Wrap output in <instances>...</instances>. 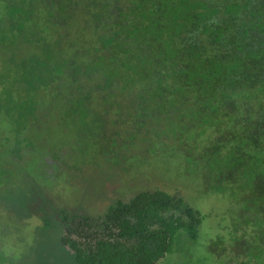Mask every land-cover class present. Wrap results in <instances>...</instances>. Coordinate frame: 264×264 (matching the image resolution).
Wrapping results in <instances>:
<instances>
[{"label":"trees","instance_id":"trees-1","mask_svg":"<svg viewBox=\"0 0 264 264\" xmlns=\"http://www.w3.org/2000/svg\"><path fill=\"white\" fill-rule=\"evenodd\" d=\"M43 124L111 169L183 158L199 194L234 206L229 242L193 264H264V0H0V233L40 223L0 264H186L194 200L154 187L95 216L61 207L44 190L68 155Z\"/></svg>","mask_w":264,"mask_h":264},{"label":"rangeland","instance_id":"rangeland-1","mask_svg":"<svg viewBox=\"0 0 264 264\" xmlns=\"http://www.w3.org/2000/svg\"><path fill=\"white\" fill-rule=\"evenodd\" d=\"M47 104L48 101H45L44 105ZM40 128H42V140L47 147L54 149L53 146L55 145L63 153L66 151L65 154L68 155L66 156L67 167L63 166L60 173L58 175L56 173V176H54L56 178L55 183L52 182L44 190L51 197L52 202L59 203V205H62L61 207L66 209L76 208L78 209L76 211L80 214L95 216L105 210L116 199L125 200L138 191L158 187L168 193L179 192L186 198L194 200L205 217L198 244L189 246L192 250V256L189 257V252L184 255L185 259L188 257L186 264H193L198 258L209 255L206 246L217 236L224 237L226 244L229 242L226 235L227 230L225 229L228 222L224 217L228 216L230 218L229 214L234 206L228 205L223 199L215 195L202 194L201 192L199 194L197 181L182 174L185 169L182 163L183 158L178 156L163 158L159 154L157 156L153 154L148 160L150 163L148 166L136 167L135 162L129 160L128 163L124 162L121 169L118 167L111 169L108 168L110 165L107 167L105 164L97 162L98 158L92 159L89 152L88 156L85 157L87 161H90V165H88L83 163V161L88 163L87 161H82V158L79 159L75 156L72 139L67 140L65 138L68 134H60L61 129L58 133V128H50L48 131L46 124L40 125ZM39 144H41V141ZM24 161H26V158L23 161L21 160L20 164H24ZM128 164L132 166V169ZM128 167L130 168L127 169ZM0 212L5 213L6 211ZM0 215L3 217V214ZM27 216L29 219L22 221L23 228H19V225H22L19 223L17 227L19 231L13 229L16 235L11 230L5 234L0 233V246L3 247L7 258L15 257L19 259L22 252H25L24 247L26 244L22 241L26 240L30 244L33 237V227L40 226V223L31 213ZM4 223H6L5 220L1 218L0 232L6 227ZM27 231L31 235L28 236ZM175 256V253L173 256L168 255L161 259L159 264H176V262L181 264L184 261L182 257L178 258L177 261Z\"/></svg>","mask_w":264,"mask_h":264}]
</instances>
